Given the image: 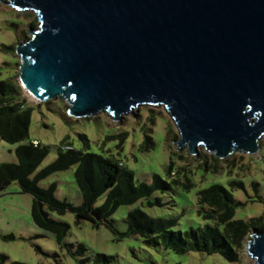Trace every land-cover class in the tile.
Wrapping results in <instances>:
<instances>
[{
  "label": "water",
  "instance_id": "95a60500",
  "mask_svg": "<svg viewBox=\"0 0 264 264\" xmlns=\"http://www.w3.org/2000/svg\"><path fill=\"white\" fill-rule=\"evenodd\" d=\"M39 25L18 43L19 83L75 118L164 105L178 150L254 154L264 135V0H0ZM133 115V114H132ZM11 180L0 186L3 191ZM248 252L264 264V231Z\"/></svg>",
  "mask_w": 264,
  "mask_h": 264
},
{
  "label": "rangeland",
  "instance_id": "374dc122",
  "mask_svg": "<svg viewBox=\"0 0 264 264\" xmlns=\"http://www.w3.org/2000/svg\"><path fill=\"white\" fill-rule=\"evenodd\" d=\"M38 25L35 12L16 10L0 1V79L14 77L19 81L22 59L16 47L18 43L28 40L31 29H36ZM23 95L33 107L30 140H39L50 148L49 154L32 176L56 159L62 140L67 138L75 148L114 154L122 159L134 171L136 182L150 183L154 174L166 177L167 166L173 158L175 169L171 177L191 184V188L178 185L169 192H155L151 199L160 197L165 203L162 206L149 207L145 199L131 205H121L110 217L115 230L106 223L95 226L88 219L78 221L72 211L59 214L45 206L52 218L70 225L65 237V242L73 245L69 248L61 247L52 232L34 223L31 215L33 195L23 192L18 182L13 181L0 192V254L9 256L6 264L12 261L27 264H95L96 253L113 255L119 264H256L248 252V243L253 232L239 249V260L231 262L219 253H177L164 246L147 245L140 235L127 233L126 217L129 211L141 207L152 217H178L176 229L203 226L204 220L196 211L198 191L212 183H220L230 188L229 181L232 178L243 182L242 188L235 187L233 191L236 199L241 202L236 209L235 218L249 220L264 216V135L256 153H233L226 158L234 161L231 171L226 167L224 171L213 173L203 168L198 169L200 154L194 158L187 148L179 151L183 153L182 159L173 156V151H178L173 137L176 135L179 139L180 134L170 113L162 104L140 105L133 109V115L124 114L115 121L104 111L91 117L75 118L69 114L67 101L61 98L37 102L31 100L25 91ZM145 131L151 134L155 146L148 151H141L139 147L146 136ZM123 133L122 150L117 148L120 139L103 143L106 135ZM80 134L88 136L89 146L84 144ZM17 146L18 143H10L0 138V164L17 163ZM199 151L208 153L204 148H199ZM181 167H185L186 172L178 173ZM76 168L77 165H73L67 170L52 173L40 180L39 185L47 188L56 183L55 196L79 206L82 204V196L75 179ZM186 174L190 177L189 181ZM104 200L105 197L102 196L95 206L101 205ZM80 244L86 248L82 255L76 254ZM82 259L88 260L82 262Z\"/></svg>",
  "mask_w": 264,
  "mask_h": 264
},
{
  "label": "trees",
  "instance_id": "16d2710c",
  "mask_svg": "<svg viewBox=\"0 0 264 264\" xmlns=\"http://www.w3.org/2000/svg\"><path fill=\"white\" fill-rule=\"evenodd\" d=\"M32 105L28 104L23 95V89L19 81L14 77L0 79V138L10 143H18L16 148L17 163L0 164V186L7 180L15 181L21 190L33 195L31 215L34 223L47 231L52 232L61 247L72 248V244L65 242L70 225L62 220H56L45 209L59 214L72 211L78 221L88 219L95 226L106 223L115 230L110 217L121 205H131L145 199L149 207L164 205L160 197L151 199L155 192H169L175 186L182 185L186 189L191 184L172 178L175 162L171 158L167 166V176L154 174L152 182H136L135 173L120 158L114 154L98 153L89 150L78 149L67 138L63 139L56 159L34 176L38 166L49 154L50 148L39 140H30L29 130L32 116ZM145 130V129H144ZM145 138L140 145L141 151H148L155 146L151 134L145 131ZM123 134H108L104 142L120 139L117 148H123ZM84 144L89 146V138L86 134H80ZM178 137L175 135L173 140ZM110 151V150H109ZM200 165L205 171L218 173L228 167L229 172L234 166V161L221 159L211 153H199ZM173 156L183 158V153L173 151ZM226 163V165H223ZM77 165L75 179L82 196V204L74 205L67 200H60L55 196L57 184L52 183L43 188L40 180L57 171L67 170ZM186 172L181 167L178 173ZM187 180L190 177L186 174ZM230 188L220 183H212L198 191L197 214L204 220V225L191 227L186 230L176 229L179 218H160L150 216L143 208L136 207L129 211L126 217L128 234H138L143 241L150 246H164L177 253L190 251L205 252L207 254H221L231 262L239 260V249L242 248L245 239L254 230L264 231V216L252 217L249 220L235 218L236 209L241 202L234 196L235 187H243L241 180L232 178L229 181ZM105 197L104 202L95 206L96 201ZM86 251L80 244L76 254L82 255ZM9 256L0 254V264H6ZM88 259H82L86 262ZM95 264H119L115 256L106 253H96ZM10 264H27L12 261Z\"/></svg>",
  "mask_w": 264,
  "mask_h": 264
},
{
  "label": "bare ground",
  "instance_id": "6f19581e",
  "mask_svg": "<svg viewBox=\"0 0 264 264\" xmlns=\"http://www.w3.org/2000/svg\"><path fill=\"white\" fill-rule=\"evenodd\" d=\"M28 95V94H27ZM29 96V95H28ZM30 97V96H29ZM31 100L35 101L33 98L30 97Z\"/></svg>",
  "mask_w": 264,
  "mask_h": 264
}]
</instances>
